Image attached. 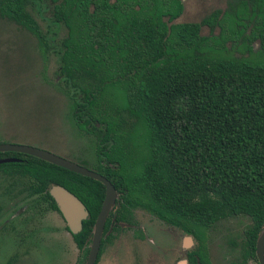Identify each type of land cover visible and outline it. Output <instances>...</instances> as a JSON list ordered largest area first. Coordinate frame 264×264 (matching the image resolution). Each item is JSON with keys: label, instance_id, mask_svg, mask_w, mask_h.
Instances as JSON below:
<instances>
[{"label": "trees", "instance_id": "obj_1", "mask_svg": "<svg viewBox=\"0 0 264 264\" xmlns=\"http://www.w3.org/2000/svg\"><path fill=\"white\" fill-rule=\"evenodd\" d=\"M249 1L250 25L264 38V0ZM49 3L69 30L62 87L80 130L98 140V172L121 199L204 242L217 222L249 217L246 252L255 257L264 228V56H233L227 43L246 32L237 19L225 17L216 37L201 36L198 24L169 28L164 18L179 17L181 0H0V18L46 40L30 10ZM35 161L44 187L64 186L100 208L101 182ZM96 217L76 236L80 247Z\"/></svg>", "mask_w": 264, "mask_h": 264}, {"label": "flooded vegetation", "instance_id": "obj_2", "mask_svg": "<svg viewBox=\"0 0 264 264\" xmlns=\"http://www.w3.org/2000/svg\"><path fill=\"white\" fill-rule=\"evenodd\" d=\"M236 1V4L230 6L229 9L215 10L201 21L184 22L181 19L186 12L187 5L185 0H181L183 10L179 17L173 22H170L169 17H165L164 20L169 28L174 24H198L201 36L216 37L222 33L221 21L229 15L234 16L237 19L236 28L246 32L238 41L227 43L230 50L235 45V49L232 50L233 56L235 58L259 59L260 56H264V38L259 31L254 33V27L250 25L253 11L252 2L249 0ZM111 2L113 3L115 0H111ZM245 3L249 7V14L244 11ZM92 11L94 10L92 9ZM30 12L37 20L42 37L46 36V40L41 41L26 28L14 24L36 41L35 47L42 62L47 63L50 57L55 59L57 77L54 84L68 100L70 123L77 128L81 135L94 140L93 156L95 160L93 164L90 165L91 167H86L88 164L84 165L85 163L78 165L99 173L95 167L98 161L96 152L98 140L95 136L80 130L76 120L72 118L71 101L62 87L66 74L61 65L62 53L60 50L67 43L65 37L69 30L63 23L57 21L55 5L52 3L40 11L30 10ZM47 14L49 15L47 16ZM105 14H100V16ZM204 27L209 28V35L202 34ZM216 29H219L218 33H216ZM93 43L97 44L98 41ZM82 122V124L89 123V127L92 124L100 126L93 121ZM0 145L31 146L16 142H0ZM35 148L48 151L39 147ZM50 153L54 154L51 151ZM35 159L39 158L23 152L0 151V264H70L69 262L88 264L92 253L93 231L106 197L105 185L102 183L105 187V197L99 209V203L92 205L90 202L82 201L88 217L83 221L82 230L79 233H74L61 212L58 202L51 194L52 188L57 184L49 183L44 187L32 175L35 171L33 167L36 163ZM96 211L97 217L94 226L88 233L84 246L80 247L76 236L82 233L84 222L92 218V214ZM219 222L211 227L208 239L204 242L200 236L183 226L171 223L143 205L127 202L121 199L119 194V198L106 220L94 264H215V247L212 248L211 242L213 237L215 239V227ZM248 228L244 230V237L240 243L232 242L233 249L239 252L238 257L230 264H261L257 257V244L255 257L247 255L246 233ZM63 233L64 236H62ZM73 246L81 254L77 262L71 260L70 257Z\"/></svg>", "mask_w": 264, "mask_h": 264}, {"label": "rangeland", "instance_id": "obj_3", "mask_svg": "<svg viewBox=\"0 0 264 264\" xmlns=\"http://www.w3.org/2000/svg\"><path fill=\"white\" fill-rule=\"evenodd\" d=\"M236 2L185 0L187 9L181 21H201ZM202 34L209 35V28L204 27ZM35 46L32 36L0 18V142L39 147L91 167L95 160L94 140L81 135L70 123L68 100L54 84L57 63L53 57L42 62ZM251 224L250 218L240 216L216 225L211 242L215 247V264H230L238 257L239 251L233 249L232 242L240 243L244 230ZM70 253L71 260L77 262L79 250L73 246Z\"/></svg>", "mask_w": 264, "mask_h": 264}, {"label": "water", "instance_id": "obj_4", "mask_svg": "<svg viewBox=\"0 0 264 264\" xmlns=\"http://www.w3.org/2000/svg\"><path fill=\"white\" fill-rule=\"evenodd\" d=\"M0 151H18L37 157L39 159L50 162L56 166L67 169L76 174L92 178L103 183L106 187V197L103 207L98 216L93 234L92 253L88 264H94L97 252L100 246L102 233L105 227L106 220L114 208L119 194L115 186L106 177L101 174L80 166L65 158L52 154L48 151L41 150L32 146L23 145H0ZM52 196L59 204L60 210L65 219L68 221L70 229L74 233H79L82 230L83 221L87 219L88 213L83 202L72 192L61 185H56L51 190ZM257 257L261 264H264V228L262 229L257 241Z\"/></svg>", "mask_w": 264, "mask_h": 264}]
</instances>
